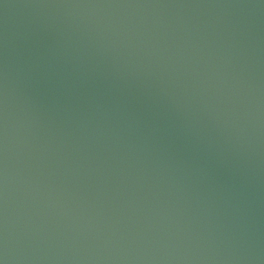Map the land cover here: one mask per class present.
Here are the masks:
<instances>
[{"label":"water","instance_id":"obj_1","mask_svg":"<svg viewBox=\"0 0 264 264\" xmlns=\"http://www.w3.org/2000/svg\"><path fill=\"white\" fill-rule=\"evenodd\" d=\"M0 264H264V0H0Z\"/></svg>","mask_w":264,"mask_h":264}]
</instances>
